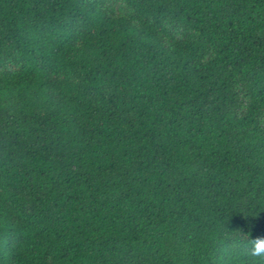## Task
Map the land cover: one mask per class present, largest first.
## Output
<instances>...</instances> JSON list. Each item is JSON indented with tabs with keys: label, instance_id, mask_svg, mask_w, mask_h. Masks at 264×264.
Listing matches in <instances>:
<instances>
[{
	"label": "trees",
	"instance_id": "trees-1",
	"mask_svg": "<svg viewBox=\"0 0 264 264\" xmlns=\"http://www.w3.org/2000/svg\"><path fill=\"white\" fill-rule=\"evenodd\" d=\"M222 225L264 236V0H0V264H251Z\"/></svg>",
	"mask_w": 264,
	"mask_h": 264
},
{
	"label": "clouds",
	"instance_id": "clouds-1",
	"mask_svg": "<svg viewBox=\"0 0 264 264\" xmlns=\"http://www.w3.org/2000/svg\"><path fill=\"white\" fill-rule=\"evenodd\" d=\"M223 246L232 255L242 254L251 264H264V236L249 238V234L228 232L224 225L221 228ZM208 264H216L214 257L208 258Z\"/></svg>",
	"mask_w": 264,
	"mask_h": 264
},
{
	"label": "rangeland",
	"instance_id": "rangeland-1",
	"mask_svg": "<svg viewBox=\"0 0 264 264\" xmlns=\"http://www.w3.org/2000/svg\"><path fill=\"white\" fill-rule=\"evenodd\" d=\"M113 7L115 8L116 11H118V9H119V3L118 2H115L113 4Z\"/></svg>",
	"mask_w": 264,
	"mask_h": 264
}]
</instances>
